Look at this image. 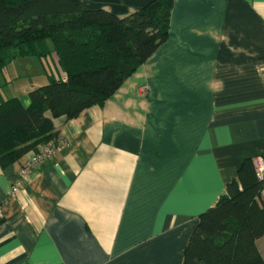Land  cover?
Instances as JSON below:
<instances>
[{"label": "crops", "instance_id": "obj_1", "mask_svg": "<svg viewBox=\"0 0 264 264\" xmlns=\"http://www.w3.org/2000/svg\"><path fill=\"white\" fill-rule=\"evenodd\" d=\"M81 1L124 16L150 0ZM54 122L52 159L0 165V264H182L199 215L264 155V0H173L157 50Z\"/></svg>", "mask_w": 264, "mask_h": 264}, {"label": "trees", "instance_id": "obj_2", "mask_svg": "<svg viewBox=\"0 0 264 264\" xmlns=\"http://www.w3.org/2000/svg\"><path fill=\"white\" fill-rule=\"evenodd\" d=\"M172 3L150 0L119 16L81 0H0V165L57 145L55 119L103 105L165 41ZM24 57H37L46 77L29 89L27 105L1 93L12 79L8 66ZM262 190L253 158H245L216 204L199 215L182 264H264L255 244L264 234Z\"/></svg>", "mask_w": 264, "mask_h": 264}, {"label": "rangeland", "instance_id": "obj_3", "mask_svg": "<svg viewBox=\"0 0 264 264\" xmlns=\"http://www.w3.org/2000/svg\"><path fill=\"white\" fill-rule=\"evenodd\" d=\"M47 68L52 67L50 58L44 60ZM50 66V67H48ZM6 75L11 77V81L5 83L1 89L4 96H19L27 94V85L33 82H40L44 76L43 68L37 57L17 58L11 62L6 70Z\"/></svg>", "mask_w": 264, "mask_h": 264}, {"label": "built area", "instance_id": "obj_4", "mask_svg": "<svg viewBox=\"0 0 264 264\" xmlns=\"http://www.w3.org/2000/svg\"><path fill=\"white\" fill-rule=\"evenodd\" d=\"M64 143L65 140L63 138H60L57 145L46 143L40 146L37 151H31L28 160L23 165V173L30 172L40 162L52 159L55 155L56 146L63 145ZM253 165L258 180H260L264 186V155H257L253 157ZM20 188L21 182L18 180L14 181L8 193L9 197H14L18 193Z\"/></svg>", "mask_w": 264, "mask_h": 264}]
</instances>
